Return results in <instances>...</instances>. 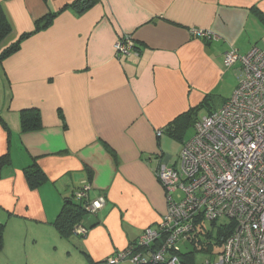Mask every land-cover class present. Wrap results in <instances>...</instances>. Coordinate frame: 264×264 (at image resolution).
I'll list each match as a JSON object with an SVG mask.
<instances>
[{
    "label": "crops",
    "instance_id": "0c3cea01",
    "mask_svg": "<svg viewBox=\"0 0 264 264\" xmlns=\"http://www.w3.org/2000/svg\"><path fill=\"white\" fill-rule=\"evenodd\" d=\"M75 1H3L13 29L0 54L28 36L0 62L9 128L0 121V158L11 156L0 170V264H95L157 227L168 205L157 176L171 159L164 129L205 98L215 107L232 96L241 66L225 68L228 50L264 48V0H100L82 13ZM127 36L135 53L118 56ZM29 108L42 127L22 132ZM33 159L47 177L37 188L24 176ZM84 186V205L102 195L105 203L80 221L86 233L65 238L53 222Z\"/></svg>",
    "mask_w": 264,
    "mask_h": 264
},
{
    "label": "built area",
    "instance_id": "2783aa9c",
    "mask_svg": "<svg viewBox=\"0 0 264 264\" xmlns=\"http://www.w3.org/2000/svg\"><path fill=\"white\" fill-rule=\"evenodd\" d=\"M191 34L217 38L206 28L193 27ZM134 48L129 36L115 44L118 56L135 53ZM223 63L225 68L241 66L232 96L198 119L177 165L164 160L158 166L168 203L162 220L142 231L136 244L95 264H188L180 255L181 245L201 223L220 219L233 225L223 247L193 264H264V48L241 53L233 47ZM86 189H78L75 198L85 199ZM178 190L180 197L174 194ZM104 203L99 196L88 202L87 210L96 212Z\"/></svg>",
    "mask_w": 264,
    "mask_h": 264
},
{
    "label": "trees",
    "instance_id": "16d2710c",
    "mask_svg": "<svg viewBox=\"0 0 264 264\" xmlns=\"http://www.w3.org/2000/svg\"><path fill=\"white\" fill-rule=\"evenodd\" d=\"M3 1L5 0L0 1V45L10 35V33L12 32L11 29H13L10 20L7 18L4 7L2 6ZM98 1L100 0H77L75 2H72L70 6L77 8V10L82 13L94 6L96 3H98ZM54 15H56V13H51L46 15L45 18L39 20L37 22V28L35 29L38 30L41 27L47 26L51 22L53 17H55ZM262 18L264 19V14ZM41 21H43L42 25H40ZM26 36H28V34H24L23 36H21V38H19L18 41H14V43L6 47L0 54V62L11 56L13 53H16L20 49V41H22V39ZM210 98L211 97L205 98L204 101H202L199 105H197L196 107H192L187 112L182 113L174 120H172V122H170L164 129L165 133L175 138H179L185 128H187L189 125L195 126V123L199 119L198 112L202 109V107L208 108L209 113L214 110L209 108V106H211L212 104V100ZM39 113L40 111L37 108L22 110L20 114L22 132L38 130L42 127L41 114ZM0 121L3 123L5 128L8 127L7 124L2 120V118H0ZM7 129L9 130V128ZM36 162V159H33V161L24 168V176H26L30 188H37V186L41 185L47 179L45 172L39 167L38 163ZM10 164V154H6L2 158H0V170L2 166ZM75 199L69 198L65 201L62 209L60 210V213L53 222L59 232V235L65 238H69L74 233H86V228H83V232H77V227L79 223H81L80 221H82L88 213H91V211L87 210V204L84 205L82 200L77 199L76 201ZM205 223L206 222L201 223L196 228V231L191 235L190 240L187 243V248L185 249V251L183 249L180 250V255L183 257V260H186L185 262L188 264L198 262L199 252H210L209 255H211L214 254L212 252L215 250L214 247L216 245H219L222 248L225 241L224 239L227 238V236L233 229L232 224H219L216 221L211 222L213 228L208 229ZM3 224L4 223L2 222L0 223V249H2L3 246ZM214 230H216V233ZM131 244L133 245L136 243Z\"/></svg>",
    "mask_w": 264,
    "mask_h": 264
},
{
    "label": "rangeland",
    "instance_id": "374dc122",
    "mask_svg": "<svg viewBox=\"0 0 264 264\" xmlns=\"http://www.w3.org/2000/svg\"><path fill=\"white\" fill-rule=\"evenodd\" d=\"M230 98V96H229ZM229 98L227 99H217L214 101L215 103V107L213 104V101H211V106H209V108L211 109H217L220 106H222ZM209 114V109L206 107H202V109L198 112V116L199 119H201L203 116L208 115ZM195 126L194 125H189L187 128H185V130L182 132V135L179 138H175L173 136H170L169 134H165L163 139L165 140V148L164 151L166 153H168V155L170 154L171 159L169 161L170 165H177L179 163V155L181 153V149L183 147V143H185L187 140H189L191 137H193L195 135ZM176 197H180L182 195L181 191L178 190L175 193ZM219 224H229V220H223L220 219V221L218 222ZM206 226L208 227V229H212V223L211 222H206L205 223ZM218 224V225H219ZM216 233V230H214ZM181 248L185 251V249L187 248V245H181ZM214 251L212 253H216L215 251H219L221 249V247L219 245H216L214 247ZM210 253V252H209ZM209 253L206 252H199L198 255V260H204L206 258L212 257L214 254H211L209 256ZM75 256V253L72 254V258H70L71 260H73ZM121 264H132L130 261H125L122 262Z\"/></svg>",
    "mask_w": 264,
    "mask_h": 264
}]
</instances>
